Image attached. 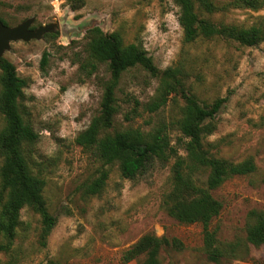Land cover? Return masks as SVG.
I'll list each match as a JSON object with an SVG mask.
<instances>
[{"label":"rangeland","instance_id":"374dc122","mask_svg":"<svg viewBox=\"0 0 264 264\" xmlns=\"http://www.w3.org/2000/svg\"><path fill=\"white\" fill-rule=\"evenodd\" d=\"M216 1L223 9L204 13L215 23L264 31V0L257 8ZM179 14L177 0H0V17L8 25L32 19L31 29L50 27L39 38L11 41L0 59L12 61L27 81L21 111L38 138L26 143L24 152L32 173L44 180L46 205L57 218L43 246L40 213L32 206L22 208L12 239L0 234V264H140L142 258L124 263L123 254L146 234L184 243L181 249L164 247L160 264H264V244L256 247L247 239L249 211L264 212V39L252 46L225 36L187 41ZM93 26L120 32L126 44L142 45L161 70L174 68L180 80L167 102L150 111L147 106L157 99L161 80L139 66L129 69L117 90L119 112L109 132L149 130L162 121L169 125L172 144L186 156L176 123L186 103L182 92L200 104L226 98L203 145L209 155L256 164L254 172L233 175L211 190L223 207L210 227L222 242L236 243V258L210 260L203 224L170 215L167 194L173 186L174 158L128 179L121 176L118 163L103 164L76 142L100 114L110 76L104 63L94 71L83 67L90 61L88 31ZM2 90L0 67V100ZM135 106L134 118L126 120ZM5 127L0 108V134ZM104 169L110 174L103 191L88 194L87 185ZM193 173L200 185H207V167H194Z\"/></svg>","mask_w":264,"mask_h":264},{"label":"trees","instance_id":"16d2710c","mask_svg":"<svg viewBox=\"0 0 264 264\" xmlns=\"http://www.w3.org/2000/svg\"><path fill=\"white\" fill-rule=\"evenodd\" d=\"M180 6L179 22L184 30L185 39L194 41L199 36H225L245 45H256L264 39V31L257 27H240L234 24L215 23L204 13L211 14L223 9L216 0H177ZM243 7L257 8L260 0H232ZM6 24L7 22L0 17ZM88 52L90 61L83 67L97 70L99 64H106L110 73L104 82L101 111L89 126L79 133L76 142L91 150L103 164L118 163L121 176L137 179L152 169L158 161L165 162L174 158L173 186L167 194L169 213L184 223L201 222L204 227V250L208 258L220 262L224 258H236V243L219 240L210 224L222 210V202L215 198L212 189L220 186L233 175L249 174L255 171L253 160L231 162L209 155L204 149L203 139L212 133L215 125L211 122L222 108L226 98H218L211 104H200L186 92L183 93L185 105L182 116L176 122L184 136L183 147L187 155H180L177 146L172 144L169 125L158 122L149 130L140 127L127 128L111 133L114 119L119 112L117 90L125 72L134 67H141L151 76L160 78V93L150 102V111L158 110L165 104L169 95L178 90L180 80L174 68L161 70L151 55L140 44H126L120 32H106L100 26H93L88 31ZM48 60L45 52L44 66ZM3 90L0 108L6 118V127L0 134V152L4 163L0 166V234L9 239L15 234L19 224L20 210L32 206L42 217L40 242L47 245V237L57 223V218L49 211L44 196L45 182L32 173L24 145L37 140L38 134L28 124L21 111L20 98L27 85L14 63L7 58L0 59ZM138 104V100H136ZM125 114L126 120H132L136 114ZM133 113V114H132ZM205 166L210 170L207 185H200L193 173V168ZM109 170H102L100 175L87 185V193L100 194L109 178ZM248 236L250 244L259 247L264 244V212L251 209L248 213ZM184 247L179 238L146 234L125 250L124 263L142 258L140 264H160V252L164 247Z\"/></svg>","mask_w":264,"mask_h":264},{"label":"water","instance_id":"95a60500","mask_svg":"<svg viewBox=\"0 0 264 264\" xmlns=\"http://www.w3.org/2000/svg\"><path fill=\"white\" fill-rule=\"evenodd\" d=\"M32 19H28L17 26H10L0 18V56L2 52L9 47L11 41L39 38L44 32L50 30L48 26H41L31 29Z\"/></svg>","mask_w":264,"mask_h":264}]
</instances>
